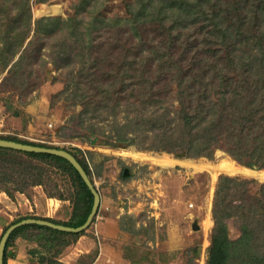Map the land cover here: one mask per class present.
Instances as JSON below:
<instances>
[{"label": "trees", "instance_id": "trees-1", "mask_svg": "<svg viewBox=\"0 0 264 264\" xmlns=\"http://www.w3.org/2000/svg\"><path fill=\"white\" fill-rule=\"evenodd\" d=\"M104 2L76 0L72 17L34 19L32 0H0L1 91L4 85L12 92L32 88L29 79L36 71L26 70L27 65L39 59L45 62L44 46L38 41L44 45L63 35L77 44L68 61L100 49L92 59L95 67L85 72L86 88L80 92L77 87L79 92L74 93L83 102V113L106 108L116 114L123 106L128 118L134 107L137 116L130 120L135 121L137 133L127 138L130 143L193 158H213L215 151L223 148L239 163L264 169V0H131L126 4V16H102ZM145 25L152 28L148 34L142 31ZM122 32L129 34L124 44L119 37L114 39ZM100 35L113 39L116 51L108 52L107 42L96 47ZM101 62L107 69L100 74ZM45 80L44 75L40 85ZM151 105L153 115L143 113ZM5 106L6 110L11 107L8 102ZM18 113L16 109L15 115ZM72 153L93 180L89 163ZM51 169L68 178V195L47 188L44 175ZM36 185L44 186L51 197L69 199L73 204L70 219L30 215L10 225L27 218L72 227L87 221L94 195L70 161L53 154L0 147V192L13 197ZM212 212L211 263L264 264V182L220 176ZM231 224L241 232L235 240L229 235ZM83 234L24 225L10 236L4 264H8V250L18 238L37 243L40 263L64 264L60 255Z\"/></svg>", "mask_w": 264, "mask_h": 264}, {"label": "rangeland", "instance_id": "rangeland-1", "mask_svg": "<svg viewBox=\"0 0 264 264\" xmlns=\"http://www.w3.org/2000/svg\"><path fill=\"white\" fill-rule=\"evenodd\" d=\"M75 1L32 0L33 17H72L75 15V9L72 8ZM130 1L105 0L101 7L102 16H126V4ZM151 29L150 25H145L142 31L148 34ZM115 35L114 39L119 37L121 44L129 37L125 32ZM74 41L67 40L63 35L54 40H47L44 45L42 41H38L39 46H44L42 57L45 62L36 60V64L27 65L26 69H35V75L29 79V85L32 88L37 87V90L25 88L21 92H12L14 90L4 85L2 89L5 92L1 93L0 103H16L8 107L7 113L9 117L16 116L21 120L19 124L9 126L0 124V136L65 148L89 163L92 178L101 194V204L93 223L83 235L94 233L95 236V229L108 228V219H116V225L120 224L122 233L120 242L114 246L124 255L121 260H127L124 264H134L135 258L141 260L142 264H215L210 260L215 227L213 203L220 176L228 174L219 173L213 180L208 170H195L182 162L162 167L150 160L137 159L134 154L144 153L157 159L169 157L196 164L216 163L220 158L228 157L238 165L255 170L264 169L239 163L223 148L217 149L213 158H193L178 157L174 153L150 150L142 144L130 143L127 138L135 137L137 133L135 121L130 120L137 116L134 107L131 108L134 112H131L128 118V111L123 106L116 109V114L106 108L101 112L83 113V102L80 98L77 99L74 93L79 92L77 87H80V92L86 88L85 72L95 67L92 59L97 57L100 49L85 51L82 59L72 58L68 61L67 56L72 54L77 46ZM111 41L113 39L109 40V37L100 35L97 37L96 47L101 48L103 43L107 42L108 52L116 51ZM64 45L68 47L62 48ZM104 62L99 64L100 74L107 69ZM44 75L46 80L40 85ZM93 91L95 97L97 91ZM41 96L44 98L41 99ZM15 97H18V100H15ZM16 109L20 111L18 115H15ZM27 109L30 112H27ZM142 110L143 108L139 110L141 114ZM153 110L151 105L144 109L143 113L153 115ZM136 139L140 141L141 135ZM228 176L264 182V179L250 174ZM44 182L49 190H59L65 195L69 193L68 178L54 169L44 175ZM30 189L31 187L26 192H30ZM108 205L111 207L107 210ZM41 211L39 215H48V211ZM6 213L12 215L11 211ZM33 213H37L35 208ZM13 215L12 220L24 216ZM3 219L4 217L1 220ZM2 231L0 229V236ZM240 234V230L231 224L230 238L235 240ZM98 251L95 250L87 258L83 257L82 263L95 261ZM149 255L151 258H148ZM107 264L121 263L114 262L113 258L109 257Z\"/></svg>", "mask_w": 264, "mask_h": 264}, {"label": "crops", "instance_id": "crops-1", "mask_svg": "<svg viewBox=\"0 0 264 264\" xmlns=\"http://www.w3.org/2000/svg\"><path fill=\"white\" fill-rule=\"evenodd\" d=\"M1 82L2 80L0 81V85ZM4 92L5 91H1L0 89V97L1 93ZM42 98H44V96H41V99ZM15 100H18V97H15ZM13 104L16 105L14 102L10 103V105ZM27 112L30 111L27 109ZM20 120L21 119L16 116L9 117L5 103H0L1 125L4 124L9 126L14 123L19 124ZM110 207L111 206L108 205L106 209L108 210ZM34 208L37 213H33ZM40 208L41 210L48 211V215H39L40 212H42ZM72 209L73 204L69 199H60L49 196L42 185L31 187L30 192H16L13 197H11L6 191L2 190L0 192V229L4 230L5 227L15 221V219H11L14 217L13 214H15V216L18 214H24V216L35 215L61 221H68L71 217ZM6 211H11L12 215H10V213H6ZM3 217L4 221L1 220ZM108 220H110L108 228L103 227L101 230L98 228L95 229V234H97L95 236H93L94 233H88L87 235L81 236L76 243L65 249V251L60 255L59 261L64 264H107V260H109L110 257L111 259L113 258L114 262L118 263L119 261L121 264L126 263L127 260L125 258L124 260H121V257H124V255L120 250H117V247H115V243L120 242L121 239V226L120 224L116 225L118 221L114 218ZM138 239L141 241L140 237ZM149 245H151L150 242ZM95 250H99L95 261L82 263L81 260L83 257L87 258L91 256ZM8 253L10 255L8 264H42L39 261L40 249L36 242L18 238L15 243L10 246ZM148 258H151V256L149 255ZM135 260L134 264H142L141 260H138L137 258H135Z\"/></svg>", "mask_w": 264, "mask_h": 264}, {"label": "water", "instance_id": "water-1", "mask_svg": "<svg viewBox=\"0 0 264 264\" xmlns=\"http://www.w3.org/2000/svg\"><path fill=\"white\" fill-rule=\"evenodd\" d=\"M0 147L12 148V149L27 151V152L48 153V154H53V155L60 156V157L67 159L77 169V171L80 173L81 177L86 182L87 186L89 187V189L94 195V204H93L92 211L87 221L81 226H78V227L66 226L63 224H58V223L51 222L49 220L38 219V218H27V219L20 220L10 225L7 228V230L4 232L0 240V264H4L5 250H6L7 242L10 236L16 229L24 225L39 224V225L51 227L53 229L66 231V232H74V233L83 232L90 227V225L94 221V218L97 212L99 211V207L101 204V194L97 188L96 183L91 179V177L88 175L83 165L80 163L78 158L72 152H70L67 149H63V148L42 147L38 145H30V144H25V143H21L18 141L2 139V138H0Z\"/></svg>", "mask_w": 264, "mask_h": 264}, {"label": "bare ground", "instance_id": "bare-ground-1", "mask_svg": "<svg viewBox=\"0 0 264 264\" xmlns=\"http://www.w3.org/2000/svg\"><path fill=\"white\" fill-rule=\"evenodd\" d=\"M134 157L141 160H150L154 162L158 166L162 167H170L177 163H185L188 167H193L195 170H208L213 180H215L219 173H227L228 175H236L239 173L243 174H250L252 176H256L260 179H264V170H255L251 168H247L241 165H238L233 159H229L228 157L220 158L218 162L216 163H194V162H183L182 160L175 159V158H165L164 159H157V158H151L148 157L144 153H135ZM153 163V164H154Z\"/></svg>", "mask_w": 264, "mask_h": 264}]
</instances>
